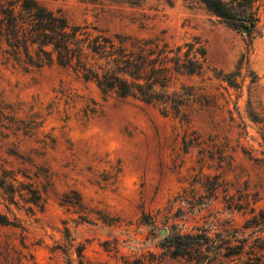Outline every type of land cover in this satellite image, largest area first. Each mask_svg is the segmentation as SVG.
Listing matches in <instances>:
<instances>
[{
    "label": "rangeland",
    "instance_id": "rangeland-1",
    "mask_svg": "<svg viewBox=\"0 0 264 264\" xmlns=\"http://www.w3.org/2000/svg\"><path fill=\"white\" fill-rule=\"evenodd\" d=\"M38 1L73 24L171 44L199 38L206 75L183 80L203 85L210 105L194 107L186 121L165 116L155 104L104 95L59 65L25 69L0 43V175L42 191L27 239L42 240L30 246L36 264H66L50 249L62 241L63 223L75 234L73 264L79 243L86 264H189L164 254V237L207 230L214 238L216 228L241 225L248 214L226 208L223 197L247 183L264 207V6L243 31L199 0ZM190 134L199 143L186 149ZM6 237L18 243L21 229L0 227ZM208 264H235V256Z\"/></svg>",
    "mask_w": 264,
    "mask_h": 264
},
{
    "label": "trees",
    "instance_id": "trees-1",
    "mask_svg": "<svg viewBox=\"0 0 264 264\" xmlns=\"http://www.w3.org/2000/svg\"><path fill=\"white\" fill-rule=\"evenodd\" d=\"M111 1L139 4L143 0ZM199 1L218 17L247 28L254 25L264 6V0ZM0 43L8 59L23 64L25 69L59 65L95 83L104 95L155 104L165 116L186 121L194 107L210 105L203 85H190L183 80L188 76L204 80L206 75V48L197 37L171 44L160 35L110 32L88 22L73 24L60 11L51 10L38 0H0ZM230 77L227 82L234 86ZM251 120L259 121L256 116ZM198 138L199 135L185 136V148L198 145ZM14 181L9 172L0 175V203L4 207V211L0 207V227L21 229V238L18 243L9 237L0 240V264H36L30 246L41 244L42 240L28 243L27 239L37 228L36 212L43 211L42 191L32 183ZM261 199L260 190L256 186L250 189L248 183L235 195L226 194V208L248 214L241 225L232 230L216 228L214 238L207 230L174 232L164 237V254L185 259L189 264H208L233 256L235 264H264V207L257 206ZM12 205L24 216H17ZM63 224L62 230L58 229L62 241L50 249L60 250L65 263L73 264L69 251L75 234ZM84 249L85 244L79 243L77 264H86Z\"/></svg>",
    "mask_w": 264,
    "mask_h": 264
},
{
    "label": "water",
    "instance_id": "water-1",
    "mask_svg": "<svg viewBox=\"0 0 264 264\" xmlns=\"http://www.w3.org/2000/svg\"><path fill=\"white\" fill-rule=\"evenodd\" d=\"M242 30H243V31H247V27H243V29H242ZM161 234H163V235H164V234H165V230H162V231H161Z\"/></svg>",
    "mask_w": 264,
    "mask_h": 264
}]
</instances>
